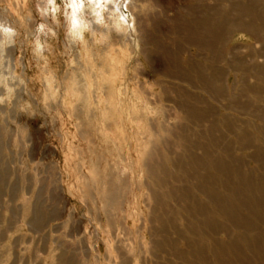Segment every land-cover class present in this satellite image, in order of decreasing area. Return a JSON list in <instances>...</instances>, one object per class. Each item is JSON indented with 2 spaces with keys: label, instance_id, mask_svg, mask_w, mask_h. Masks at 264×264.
<instances>
[{
  "label": "rangeland",
  "instance_id": "rangeland-1",
  "mask_svg": "<svg viewBox=\"0 0 264 264\" xmlns=\"http://www.w3.org/2000/svg\"><path fill=\"white\" fill-rule=\"evenodd\" d=\"M231 1L157 0L142 27L150 43L133 53L109 50L117 58L108 67L98 43L86 54L68 37L69 0H0V264H202L211 259L204 245L239 233L200 227L218 216L202 210V187L224 190L211 185L212 166L193 162L202 154L193 146L207 143L215 122L213 138L232 142L229 156L241 162L229 167L253 178L264 173V121L256 114L264 107V30L232 17L228 38L214 40L215 60L201 47L206 26L195 7L211 6L206 25L216 26L215 5L226 13ZM193 64L220 97L202 91ZM105 71L115 75L111 86ZM187 74L190 83L182 82ZM108 95L122 111L105 117ZM178 101L210 111L187 118ZM234 101L252 105L235 108ZM133 105L141 112L131 122ZM224 119L238 124V134L248 123L253 145L234 144ZM218 149L207 150L209 158L227 159ZM148 152L150 171L142 167ZM258 152L261 162L247 158ZM217 179L226 181L220 173Z\"/></svg>",
  "mask_w": 264,
  "mask_h": 264
},
{
  "label": "bare ground",
  "instance_id": "bare-ground-1",
  "mask_svg": "<svg viewBox=\"0 0 264 264\" xmlns=\"http://www.w3.org/2000/svg\"><path fill=\"white\" fill-rule=\"evenodd\" d=\"M231 2V5L228 7L229 9L226 13H222V10H220L219 7L217 8V5H215L216 13L219 10V23H221V25L216 24V26L206 25V23L210 21L208 20L209 18H207L206 15H209L211 6L205 8H202L201 6L195 7V10L198 11L199 17L203 18L201 20H203V23L205 22L204 26H206L205 31H201L204 35V43H201V47L205 48L206 52L210 53V58L213 60L216 59V56L214 55L216 48L214 40L216 41L218 38H220V40H223L225 39L224 37L226 35L230 34L231 29L225 23L228 19H232V17H237V19H246L249 28L252 30L254 26L256 28L260 26V30H256L257 32L255 31V33L258 34L263 32L264 30V2L262 3V1L260 0H246V3H242L239 0H232ZM68 4L70 8L67 11L68 37L73 40V43L77 45L80 44L85 50L86 54L91 53V45L94 46L95 43H98L101 47H103L102 51H105L104 55L106 56V59L104 62L107 63L108 67L112 65V62H116L117 58L109 57V50L118 47L120 49L118 51L123 53L124 50L126 51L129 47L131 53H133V50L138 49L139 42L142 44H146V41H148L149 43L151 41L149 30H147L146 27L143 30L142 27L143 25H147L150 21L147 14V9L149 7H158L157 0H69ZM202 10L203 12H205L203 15ZM192 14H194V12H192ZM143 20L145 21V23L142 22ZM240 21L241 20H239V22ZM231 23L233 22L231 21ZM86 32H89L90 34V39L87 41L85 40ZM143 50L142 52H144ZM102 51L101 53H103ZM164 55H168V53H165ZM144 58L147 63L149 61L150 63H153V61L150 60L152 59L150 52H148V54L146 53ZM181 67L183 68V66ZM190 67L194 68V72L196 74L195 79L196 81L200 82L202 91L210 94L212 97H220L221 93L219 94V92H221L222 90L220 89V87H218V85L212 84L211 81L203 77V72H200L201 67L199 66V64H193L190 65ZM210 68L211 70L213 69L211 63ZM105 73H108V77H106L105 79L107 83H109V86H111L115 81V75L111 72L105 71ZM167 73L168 71H166L163 75L167 77L169 75ZM181 75H183V71L181 72ZM216 76L217 75H215L214 77L216 78ZM215 78H213V82H215ZM182 79V82L185 81L187 83H190V74L184 75V78ZM175 93L178 97L182 94L180 91ZM110 94L111 96H115L114 92ZM182 95L184 96V94ZM109 98L110 96L108 95L107 100H104L105 107L100 110V112H102L105 117L108 116L111 112H115L117 110L118 112L122 111V107L120 108L121 102L117 99V102L115 101L114 103V100L109 101ZM238 101H234L232 103V106L234 104L233 107H240L246 110L250 107V105H252L250 103H248L247 105L239 104ZM262 103H264V101H262ZM177 106L183 114L185 113L187 118H201L203 116L205 117L210 111L209 109L200 111L194 108V105L192 106L190 105V103L188 104L187 101H178ZM130 108L131 112L134 114L132 116L136 118H131V122H134V120L139 121V112H141V109H137L135 105L131 106ZM256 114L258 115V117H260L261 121H264L263 106H260L258 108ZM220 122L226 128L227 132L236 137V142H234V144H238L241 146L253 145L248 133L250 131V125L248 123L241 124V126L243 125L244 127L238 134L236 131L237 128L235 129V127H238V124L225 119L221 120ZM217 125L218 124H216L215 122H212L210 124L209 134H206L207 137L204 138L205 142L207 141V143H197L195 146H193L195 150H202V154L200 156L196 157L195 159L193 158L194 164L201 165L203 167L212 166L211 169H214L216 175H213L211 177V179L213 180L211 185L219 186L220 188H222V190H224V193H220L218 191V187L211 189L209 188L210 190L206 187H202V190L206 195V197H204L206 198V205H204V207L202 206V210L204 212L210 211V213L211 210H213L216 213L218 212V216L217 219H206L199 224L202 228L206 227L208 229V233L215 234L216 232H224L226 234L228 229L225 230V226H231L230 228H232L233 230L235 229V231L239 233H234L235 235H229L228 233L226 236L228 239L224 243L219 242L218 240H212L211 244L207 248H205L204 245V247H202L200 251L202 254H204L205 250H209L211 253V259L205 260L202 258V264H264V173L253 178L250 173H243L238 165L234 166V168L229 167V163L240 164L241 162L237 157L235 158L231 155L229 156V152H231V145H233L232 142L226 141L224 136L213 138L212 133L217 131ZM262 134L264 135V133ZM215 147H217V149L219 147L221 148L218 149L219 153L217 154V156L220 157V155L224 154L225 156H227V159L221 160L220 158H217L213 160L211 157L209 158V154L206 153L207 150L213 148V152H217V149ZM151 155L152 154L150 152L147 153V157L146 159H144L142 164L143 168L148 169V160H150ZM247 158L255 162H261L263 160L259 152L251 153L247 156ZM231 164L230 166H233V164ZM259 167L261 170L264 168H262V166ZM219 173L223 174V177L226 180L225 183L222 181H218L217 176ZM202 178L203 180L205 179V177ZM206 186L208 187L207 184ZM207 203L213 205H209L208 207ZM242 210L247 212V215L245 217H242L240 215V212ZM220 227H222V229H220ZM189 233L191 234L192 232L190 231ZM242 247L249 251V253H251L250 259L245 260L241 256ZM199 257H201V255H199Z\"/></svg>",
  "mask_w": 264,
  "mask_h": 264
}]
</instances>
